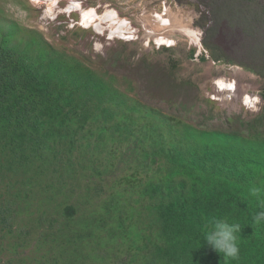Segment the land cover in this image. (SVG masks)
<instances>
[{"label":"rangeland","instance_id":"374dc122","mask_svg":"<svg viewBox=\"0 0 264 264\" xmlns=\"http://www.w3.org/2000/svg\"><path fill=\"white\" fill-rule=\"evenodd\" d=\"M79 1L101 15L117 12L131 33L99 34L80 24L79 13L48 16L31 0H0V32L14 25L35 37L37 51L46 46L92 71L117 94L109 101L117 116L133 119L132 135L123 143L113 122L61 116L26 128L28 137L9 128L17 143L6 158L0 152V264H147L139 217L151 194L150 124L169 145L179 140L167 129L172 122L264 141V0ZM166 10L200 29L211 58L239 67L237 75L193 62L194 40L179 32L171 47L155 46L149 16ZM218 75L237 81L233 102L207 98ZM243 94L262 97L259 112L243 109Z\"/></svg>","mask_w":264,"mask_h":264},{"label":"trees","instance_id":"16d2710c","mask_svg":"<svg viewBox=\"0 0 264 264\" xmlns=\"http://www.w3.org/2000/svg\"><path fill=\"white\" fill-rule=\"evenodd\" d=\"M1 27L0 152L5 158L9 143H17L9 128L15 136L28 137L26 128L56 116L82 124L113 122L114 128H123L119 139L127 142L133 119L120 121L124 118L109 102L117 96L114 90L88 68L53 56L46 46L37 51L39 42L31 34L14 25ZM167 129L179 134L175 145L160 140L153 124L148 128L154 157L147 178L151 194L139 217L151 248L147 264H264V223L253 219L264 210V141L197 131L180 122ZM67 212L71 215V209ZM220 220L241 226L238 258L205 242Z\"/></svg>","mask_w":264,"mask_h":264},{"label":"bare ground","instance_id":"6f19581e","mask_svg":"<svg viewBox=\"0 0 264 264\" xmlns=\"http://www.w3.org/2000/svg\"><path fill=\"white\" fill-rule=\"evenodd\" d=\"M34 3H42L46 7V13L48 16L56 15V10L58 13H79L80 24L86 29H93L99 34H103L106 31L110 32L111 36L119 35L126 36V34L131 33L132 30L126 20H122L117 12L108 10L104 14H98L97 10L94 8H83L82 3L79 0H67L69 2L68 6L64 9H58L57 5L64 0H31ZM46 15V16H47ZM150 27H152V32L149 31L148 34L155 35V40L159 45L169 44L172 45L173 41L167 37L172 35L174 32H179L185 37L191 40H198L197 33L185 24L182 19H179L176 15H172L166 10L163 14L156 13L149 16ZM149 27V28H150ZM148 32V31H147ZM236 70V69H235ZM219 85L223 87L226 81L222 78L218 79ZM231 84L232 82L229 81ZM242 99L247 103H253L254 100L246 94L242 95Z\"/></svg>","mask_w":264,"mask_h":264},{"label":"built area","instance_id":"2783aa9c","mask_svg":"<svg viewBox=\"0 0 264 264\" xmlns=\"http://www.w3.org/2000/svg\"><path fill=\"white\" fill-rule=\"evenodd\" d=\"M191 28L197 33V38H198L197 41L195 40V41L191 42V44H193L195 47V53L193 52V54H192V61L197 63V64H200V63L205 61V62L211 64V66L214 69H217V70L220 69V70H222V72H225V74H228L230 72H234V75H237V73L241 69L239 67H232V66H229L227 64H222L220 61L213 60L209 54V51L204 46L203 32L200 29H195L193 27H191ZM172 35H168L167 37L170 39V41L174 42L172 37H170ZM153 42H154L155 46H157V47H171V45L169 46V44L159 45L156 42V40ZM235 69H237V70H235ZM220 78H222L226 81V84L223 85L224 88H222L218 83L219 82L218 79H220ZM229 81H231L232 84ZM238 93H239L238 83L235 79H231L230 77H227L226 75L225 76H219L218 75V77H216L212 81L211 93L207 94V98L210 100H214V101H222V102H226V103H231L237 99ZM246 95H249L254 100V102L253 103H251V102L247 103L241 97V106L243 107V109H245L246 111L252 112V113L259 112V110L261 109V105H262V97L258 94L257 95L256 94H246Z\"/></svg>","mask_w":264,"mask_h":264},{"label":"clouds","instance_id":"9594fccd","mask_svg":"<svg viewBox=\"0 0 264 264\" xmlns=\"http://www.w3.org/2000/svg\"><path fill=\"white\" fill-rule=\"evenodd\" d=\"M254 222L264 223V210L259 211L253 217ZM238 223H229L224 220L217 221L215 227L207 234L205 242L218 253L229 258H238L239 247L236 233L240 231Z\"/></svg>","mask_w":264,"mask_h":264}]
</instances>
